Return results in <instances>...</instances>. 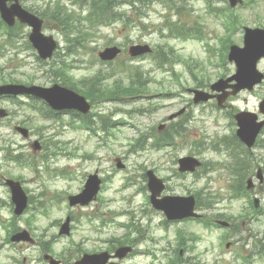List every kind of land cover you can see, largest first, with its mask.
<instances>
[{
  "label": "rangeland",
  "instance_id": "374dc122",
  "mask_svg": "<svg viewBox=\"0 0 264 264\" xmlns=\"http://www.w3.org/2000/svg\"><path fill=\"white\" fill-rule=\"evenodd\" d=\"M256 2L257 5L253 6V9H255L253 12L247 9L236 12V14H239L241 24L244 27H255V18H261L264 22V0H256ZM83 3L84 1H81V4L77 3V6ZM21 4L24 8H33L34 10H47V7L52 8L53 4H64L69 10L82 14V16L84 15L82 10L72 0H22ZM195 4H197V9L203 10V13H199L202 19H197L200 30H202L203 35H207L208 43L211 44V47L212 45L216 47L215 43L218 35L222 36L223 31L220 30L218 23L206 14L203 2L200 4L197 1ZM147 5L148 7L142 10L147 16L140 22L144 26L143 28L137 24H135V27L125 28L120 23L108 27L92 28L83 21L75 23L77 30L84 35L83 37H77L80 39L79 42L82 43L83 48L78 50L79 55L68 57L67 60L70 61L74 68L70 74L74 79L81 80L94 75L99 70L110 81H122L126 84L130 74H135V69H139L143 78L147 80L150 92H152L148 101L131 102L129 104H104L98 106L94 111L100 113L108 112L109 117L116 121L117 124L122 121L133 122L140 126L139 130L142 132L141 134H144L147 132L154 133L153 128L163 122L166 116L176 112L181 107L188 106V118L185 124L187 138L177 141L179 147L161 152L149 150L147 147L152 139H146L145 141L143 140L146 143L145 150L136 151L132 154L126 147L122 146V144H129V139L126 137L129 130H126L125 126L122 127L118 124L117 129L119 130L115 131V137L106 136L107 139H104L103 142L98 136L87 138L85 132L73 128L77 125V122L72 121L69 115L61 116L57 123L43 122L36 114H32L25 104H12L7 100H0V106L11 113L9 120L0 124V144L13 143L12 148L19 149V152L24 154L25 157L31 158L32 154L26 142L12 131V127L15 124L25 122L38 128V133L34 137L41 142H48L49 147L44 154L42 152L41 156L39 155L40 157L38 156L35 160L31 158L32 163L35 165L34 174L8 162L3 157V153L7 154V152L0 151V180L6 178L7 174L19 177L24 188L34 198L31 205L32 210L20 218L17 226L24 228V221L31 219L35 237L41 243L46 242L54 255L59 260H62V264H73L79 258L70 257L73 253L72 250L82 251L79 256L81 257L84 253L107 249L112 237L125 236L124 230H119L118 227L109 223L111 221H125V217L120 214L130 212L131 220L137 225L140 232L139 238L143 239L142 243L137 245L140 251L148 250L158 255L157 251L166 248L167 252H172L176 247L175 232L181 230L186 233L193 232L199 237L195 243L184 240L183 246L177 248L183 250L184 247L191 246L193 248L190 251H184L182 257H197L201 264H247L244 263L243 256L250 258V250L253 248L254 242L258 246L264 245V217L260 214L258 216L252 214L249 207L247 212L241 214L243 211L241 206L245 204V201L229 199L230 193L227 187L229 186L228 180L230 177L227 171H211V167L204 166L196 175H185L183 178L177 179L173 175V169L176 165L172 163L180 157L198 154L194 144L201 142L207 146L217 141L219 137L228 135L234 129L231 125L232 117L229 112L233 114V110H247L256 113L259 101L264 98V84L256 88L251 96L238 95L228 99L224 108L215 110L210 106H206L201 107L202 112H200L197 108L198 106L191 104L192 96L189 90L194 89V84L189 80L188 70L184 63H170L157 67L158 62L154 60V57L148 56L132 60L128 58L126 52L110 65L101 63L96 55L108 45L124 46L123 48L126 50L132 44L145 42L152 48L160 46L162 50L164 48L166 51H168L167 47H172L182 56L185 54L183 56L185 61L188 59L197 60L204 68L203 71L194 70L195 76L199 80L201 79L200 77L204 78L205 82L210 81V83L217 80L219 77L217 76L218 73L223 71L220 68L215 71L206 66L203 60V49L198 46L200 44L189 40L182 42L165 38L167 29L164 27L160 30L164 20L159 17V15L165 14V6L157 0H147ZM212 7H227V4L214 2ZM123 8L127 9L128 7H122L120 11ZM129 17L134 20L137 19L135 14H129ZM192 22V20H189L188 24ZM78 31L71 37L78 36ZM11 33L13 42L7 41L5 34L0 33V54H2L0 56V82L11 75V79L18 82L32 81L33 84L44 87L53 84L54 76L44 73L38 66L39 63L35 59V52L28 50V29L20 26L12 30ZM43 33L53 35L57 39L60 48H62V54H65L67 46L74 48L75 44H77L75 41L70 43L64 40L65 36L63 33L52 24L48 25L43 30ZM214 35L217 37L215 43L212 39L210 41L211 36ZM233 41L234 45L241 46L240 32L234 34ZM213 62H218L217 55L214 56ZM262 62L264 63V60ZM189 64L192 65V62H189ZM263 68L261 66V69ZM83 69H88L89 71L85 72ZM232 72L233 66L227 65V72L224 70L223 75H230ZM176 77L178 78V83L174 81ZM167 93L177 94L176 99L167 100L162 98ZM20 100L23 102L27 101L23 98H20ZM138 110H143L146 113L143 115L137 114ZM261 139L264 140V134ZM102 144H104V147H101ZM92 153L99 156L98 160H94L92 163L88 162L82 170L96 166L103 168L105 174L103 196L89 208L67 209L66 197L69 194H73L80 185V181H77L78 178H74L70 173L82 159L88 158L91 161L90 156ZM253 154L256 158L264 159V152L259 148L255 149ZM9 155L14 157L19 154L11 152ZM198 155L205 163L217 161L222 164L227 160L223 156L219 157V155H214L209 151ZM117 156L121 157L127 164L128 169L126 172L115 168L113 161ZM40 160L49 162L44 167L55 168L56 171L53 172L55 175L46 179L43 172V164L45 162L42 163ZM258 163L260 166L264 165V161L259 160ZM144 168H155L159 177L169 178L168 182H166L167 189L165 194L188 195V193L192 194L194 192L199 193L201 196L211 194L215 198L212 213L222 212L232 215L235 219L247 216L249 223L247 232L239 234V236L230 234L227 242L231 243V247L228 250H223L217 244L219 237L216 231L207 232L198 223L192 221L166 222L162 213L152 210L147 203V192L144 190L145 181L142 179ZM214 169H217V167H214ZM61 170H65L67 176L73 179L71 181L59 180V172ZM126 177H129L132 185L123 189V186L127 184L124 181ZM257 193L264 212V185L257 190ZM0 199L9 203V193L2 186H0ZM125 200H129L128 204ZM40 206L47 210V216L37 213L42 210ZM112 212L119 216L114 218L111 216ZM200 213L204 214L205 212L200 211ZM1 215L6 219H2L0 216V222L6 226V222L10 219L9 208L2 209ZM66 216H70L73 220L72 236L61 238L58 236V227ZM98 216H102L105 219L106 222H103V224H106V226L102 228V232L96 234L90 228L87 220H95L96 222L93 225L100 228L101 219ZM54 219L58 222L60 221V223L51 225ZM159 223L166 224L169 231L168 235L160 229ZM5 231L0 226V264H44L40 261L41 252L39 248H26L20 252L17 247L13 249L6 244L4 242ZM57 237L59 239H56ZM234 238L237 239L238 243L233 242ZM90 239H93V241L90 242ZM250 259V264H264V261H257V256ZM143 260L144 256L137 254L124 264H148Z\"/></svg>",
  "mask_w": 264,
  "mask_h": 264
},
{
  "label": "water",
  "instance_id": "95a60500",
  "mask_svg": "<svg viewBox=\"0 0 264 264\" xmlns=\"http://www.w3.org/2000/svg\"><path fill=\"white\" fill-rule=\"evenodd\" d=\"M232 6L235 5L236 2H238V0H230ZM35 41V43L41 48H39L42 52H46L47 49L45 48V44L41 41H39L37 38L33 39ZM133 49V50H132ZM131 52L133 54H140L143 53L144 50L138 47L132 48ZM140 51V52H139ZM112 55L115 53V51H111ZM132 54V55H133ZM4 88L1 90L3 91ZM22 89H17V90H7L5 91L6 93H19L22 92ZM40 95H42L45 99L51 101L53 104L59 105L60 103V99L63 101V103L65 105H69L71 103H74L76 106L81 105V103H83V101L81 99H79L78 97H76L75 95L71 94V93H66L62 90L59 89H54L52 91H44V92H38ZM3 114L0 113V116H2ZM241 128H242V134L243 137H248L251 134V130L249 129L248 125L245 122H241L240 123ZM180 165H181V171H193L194 167L197 165L194 161L188 160V159H184L180 161ZM12 187V194H13V202L16 204V209H15V213L16 214H21V212L23 211V208L25 206V197L22 194V192L20 191L19 187L17 184H11L9 183ZM152 186L155 188V183L152 182ZM93 193V188H89L87 190V192L85 193V195L82 197L81 201H86L89 200L91 198V195Z\"/></svg>",
  "mask_w": 264,
  "mask_h": 264
}]
</instances>
